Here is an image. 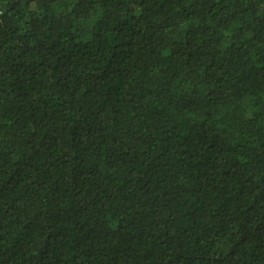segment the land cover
I'll return each instance as SVG.
<instances>
[{"label": "trees", "instance_id": "trees-1", "mask_svg": "<svg viewBox=\"0 0 264 264\" xmlns=\"http://www.w3.org/2000/svg\"><path fill=\"white\" fill-rule=\"evenodd\" d=\"M0 264H264V0H0Z\"/></svg>", "mask_w": 264, "mask_h": 264}]
</instances>
